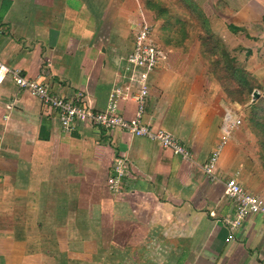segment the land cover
I'll return each instance as SVG.
<instances>
[{
    "label": "crops",
    "instance_id": "crops-1",
    "mask_svg": "<svg viewBox=\"0 0 264 264\" xmlns=\"http://www.w3.org/2000/svg\"><path fill=\"white\" fill-rule=\"evenodd\" d=\"M193 1L255 79L252 103L264 100V0ZM143 15L140 0H0V60L105 110ZM167 51L144 120L182 141L188 161L119 129L67 131L29 91L0 83V264H103L124 252L127 264H264V217L248 215L236 231L225 222L237 209L227 179L264 199L263 178L240 154L242 127L220 155V180L203 170L225 113L240 107L209 78L199 49ZM137 110L131 100L120 112ZM117 159L128 164L119 194L109 187Z\"/></svg>",
    "mask_w": 264,
    "mask_h": 264
},
{
    "label": "built area",
    "instance_id": "built-area-1",
    "mask_svg": "<svg viewBox=\"0 0 264 264\" xmlns=\"http://www.w3.org/2000/svg\"><path fill=\"white\" fill-rule=\"evenodd\" d=\"M168 51L155 39L153 24L143 15L135 23L132 51L123 59L121 71L116 75L108 105L105 110H98L83 95L74 99L60 97L40 80L29 78L21 69L6 65L0 60V83L11 79L18 87L29 91L47 107L55 111L64 129L67 131L76 124H86L105 131L122 130L132 136L144 137L162 148L172 151L184 160H191L189 148L171 133L155 128L145 122V107L151 95L150 79L156 70L168 60ZM135 100L138 110L134 118L121 114L122 104ZM243 116L237 112L227 111L222 125L219 144L204 164L205 174L213 182L220 180L217 166L220 155L233 134L243 126ZM127 161L117 159L113 164V175L109 187L115 193H121L123 178L127 171ZM226 195L236 204V214L225 219L230 229L236 231L248 215L264 217V199L246 188L235 178L226 180Z\"/></svg>",
    "mask_w": 264,
    "mask_h": 264
},
{
    "label": "rangeland",
    "instance_id": "rangeland-1",
    "mask_svg": "<svg viewBox=\"0 0 264 264\" xmlns=\"http://www.w3.org/2000/svg\"><path fill=\"white\" fill-rule=\"evenodd\" d=\"M140 1L147 15V21L154 26L157 43L165 50L186 51L193 48L197 51L199 49L203 63L208 68L209 78L223 86L227 101L232 102L236 107H240L239 115L242 114L243 121H245L240 135L242 139L240 154L248 153L245 162L254 164V169L259 173L260 179L263 178L262 183H264V100L260 94L259 98H256V100L258 99L257 103L253 104L254 95L249 94L248 90L244 89L242 85L244 73H246V79L251 80V87L256 88L257 86L254 84L255 79L245 70L243 64H238L237 59L233 57L230 37L223 35L226 40L223 41L221 34L215 33L210 27L219 41H216V38L212 39L211 34L201 23L203 17L208 21V15L206 16V13L201 9V12L195 11L194 14L187 5L189 0ZM155 4L161 7L160 10L167 12L165 14L160 13L158 7L154 6ZM152 6L156 9L153 10ZM3 15L4 12L2 17ZM249 99L250 105H247ZM253 107L259 108L254 109ZM233 143H236L235 138L227 143L225 149ZM124 254L126 258H124L125 256H117L114 259L104 257L102 258L103 264H127L129 255L128 252L127 255L126 252ZM108 259L110 260L108 261Z\"/></svg>",
    "mask_w": 264,
    "mask_h": 264
},
{
    "label": "trees",
    "instance_id": "trees-1",
    "mask_svg": "<svg viewBox=\"0 0 264 264\" xmlns=\"http://www.w3.org/2000/svg\"><path fill=\"white\" fill-rule=\"evenodd\" d=\"M187 5L190 7V10L195 14V11H200L201 12V10H200V7L199 6H197V4H195L194 3V1L193 0H189V2H187ZM154 6H156V7H158L157 9H161V7L158 5V4H155ZM156 7H151L153 10L154 9H156ZM167 11H165V10H160V13H162V14H165ZM198 16L200 17V13L198 12ZM203 19V21L201 20V23H202V25L205 27V29L211 34L210 36H211V38L213 39V38H216L217 40L216 41H219L218 40V38L215 36V34L213 33V31L211 30V28H210V25L208 24V22H207V20L203 17L202 18ZM243 78V87H244V89H246V91L248 90V93L250 94V93H252V91H253V88L251 87V85H250V83H251V80H247L246 79V73H244V76L242 77ZM254 84H255V82H254ZM256 86H257V83H256ZM254 109L256 108V109H258L257 107H253Z\"/></svg>",
    "mask_w": 264,
    "mask_h": 264
}]
</instances>
